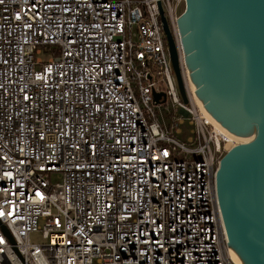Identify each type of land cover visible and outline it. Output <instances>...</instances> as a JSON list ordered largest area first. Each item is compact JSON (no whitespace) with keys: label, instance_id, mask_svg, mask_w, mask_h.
I'll return each mask as SVG.
<instances>
[{"label":"built area","instance_id":"1","mask_svg":"<svg viewBox=\"0 0 264 264\" xmlns=\"http://www.w3.org/2000/svg\"><path fill=\"white\" fill-rule=\"evenodd\" d=\"M184 9L0 0V264H242L215 191L237 143L189 92Z\"/></svg>","mask_w":264,"mask_h":264},{"label":"water","instance_id":"2","mask_svg":"<svg viewBox=\"0 0 264 264\" xmlns=\"http://www.w3.org/2000/svg\"><path fill=\"white\" fill-rule=\"evenodd\" d=\"M161 22L186 103L162 12ZM176 24L195 96L230 134L253 136L220 159L215 191L228 246L242 264H264V0H185Z\"/></svg>","mask_w":264,"mask_h":264},{"label":"bare ground","instance_id":"3","mask_svg":"<svg viewBox=\"0 0 264 264\" xmlns=\"http://www.w3.org/2000/svg\"><path fill=\"white\" fill-rule=\"evenodd\" d=\"M188 89H189V92L190 94L192 95L193 99L195 100V102L199 105L200 109L202 110L203 114L209 118L211 120V122L217 126L220 131L224 134H227L231 140H234L237 144H245V143H248L250 142L252 139H253V136H249V137H236L232 134H230L227 130H225L222 126H220V124H218L209 114L208 112H206V110L204 109L202 103L198 100V98L195 96V86L192 84V82L189 80V83H188ZM235 258L237 259V261L239 263H241V260L238 258V256L236 254H234Z\"/></svg>","mask_w":264,"mask_h":264},{"label":"rangeland","instance_id":"4","mask_svg":"<svg viewBox=\"0 0 264 264\" xmlns=\"http://www.w3.org/2000/svg\"><path fill=\"white\" fill-rule=\"evenodd\" d=\"M52 182L56 183V182H58V179L56 177H54L52 179ZM31 240H32L33 243H42L43 242V239L40 236H38V235H33L31 237Z\"/></svg>","mask_w":264,"mask_h":264}]
</instances>
